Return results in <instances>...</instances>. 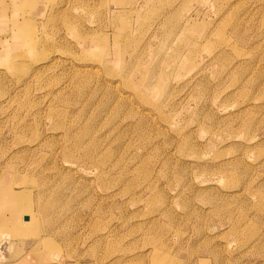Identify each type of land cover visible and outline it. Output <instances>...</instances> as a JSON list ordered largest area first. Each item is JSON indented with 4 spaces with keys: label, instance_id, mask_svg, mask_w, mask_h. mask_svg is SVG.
<instances>
[{
    "label": "rangeland",
    "instance_id": "1",
    "mask_svg": "<svg viewBox=\"0 0 264 264\" xmlns=\"http://www.w3.org/2000/svg\"><path fill=\"white\" fill-rule=\"evenodd\" d=\"M31 254L264 264V0H0V264Z\"/></svg>",
    "mask_w": 264,
    "mask_h": 264
},
{
    "label": "crops",
    "instance_id": "2",
    "mask_svg": "<svg viewBox=\"0 0 264 264\" xmlns=\"http://www.w3.org/2000/svg\"><path fill=\"white\" fill-rule=\"evenodd\" d=\"M40 259L37 258V256L35 254H31V255H28L26 258H25V261L24 263L25 264H40Z\"/></svg>",
    "mask_w": 264,
    "mask_h": 264
},
{
    "label": "bare ground",
    "instance_id": "3",
    "mask_svg": "<svg viewBox=\"0 0 264 264\" xmlns=\"http://www.w3.org/2000/svg\"><path fill=\"white\" fill-rule=\"evenodd\" d=\"M15 199H16V202L18 201V196L17 197H14ZM15 205H16V203H15ZM24 216L25 217H28V219L25 221V223L24 224H27V223H29V221H30V217H29V214H24ZM21 222H22V217H21ZM26 226V225H25Z\"/></svg>",
    "mask_w": 264,
    "mask_h": 264
}]
</instances>
